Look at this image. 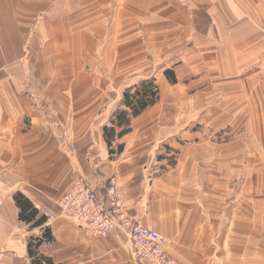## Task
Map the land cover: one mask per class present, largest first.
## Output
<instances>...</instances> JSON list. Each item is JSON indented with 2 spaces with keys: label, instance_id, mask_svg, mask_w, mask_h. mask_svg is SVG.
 Segmentation results:
<instances>
[{
  "label": "crops",
  "instance_id": "obj_1",
  "mask_svg": "<svg viewBox=\"0 0 264 264\" xmlns=\"http://www.w3.org/2000/svg\"><path fill=\"white\" fill-rule=\"evenodd\" d=\"M77 77L89 94L37 93ZM148 78L158 102L117 137L123 92ZM78 179L101 194L114 179L179 264H264V0H0V264H30L41 233L17 194L55 264H144L117 230L61 215Z\"/></svg>",
  "mask_w": 264,
  "mask_h": 264
},
{
  "label": "built area",
  "instance_id": "obj_2",
  "mask_svg": "<svg viewBox=\"0 0 264 264\" xmlns=\"http://www.w3.org/2000/svg\"><path fill=\"white\" fill-rule=\"evenodd\" d=\"M61 215L94 238H106L114 230L129 241L134 257L144 264H179L165 250V238L157 231L127 218L121 210L120 195L114 179L103 194L83 179L74 182L57 201Z\"/></svg>",
  "mask_w": 264,
  "mask_h": 264
},
{
  "label": "trees",
  "instance_id": "obj_3",
  "mask_svg": "<svg viewBox=\"0 0 264 264\" xmlns=\"http://www.w3.org/2000/svg\"><path fill=\"white\" fill-rule=\"evenodd\" d=\"M165 76L170 83H175L174 76L170 71H166ZM158 94V87L153 78L143 79L123 92L122 106L126 110H117L110 120L112 125H116L119 128L123 127L117 137H122L128 133L131 118L139 116L148 107L158 102ZM114 136V128H104V139L108 147H111V139ZM116 150L118 153L121 152L122 146H118ZM13 199L19 209V220L29 225L30 230L39 229L41 231L39 236L30 237L27 240L30 264H55L39 251L43 243H51L53 241L49 228L44 226L47 221L46 218L44 216L38 217V212L22 195L17 194Z\"/></svg>",
  "mask_w": 264,
  "mask_h": 264
},
{
  "label": "rangeland",
  "instance_id": "obj_4",
  "mask_svg": "<svg viewBox=\"0 0 264 264\" xmlns=\"http://www.w3.org/2000/svg\"><path fill=\"white\" fill-rule=\"evenodd\" d=\"M37 93L38 94H89L88 85L85 86V84L81 82V79L79 77H77L76 82L74 83H57V82L50 83L48 91L45 92L38 90ZM246 154H248V152H246ZM33 232L37 233L39 231H33ZM241 246H244L241 248L242 250L244 248H247V245L243 243Z\"/></svg>",
  "mask_w": 264,
  "mask_h": 264
}]
</instances>
